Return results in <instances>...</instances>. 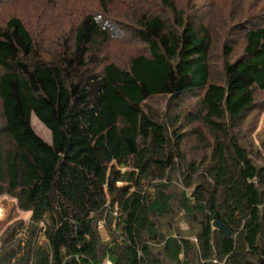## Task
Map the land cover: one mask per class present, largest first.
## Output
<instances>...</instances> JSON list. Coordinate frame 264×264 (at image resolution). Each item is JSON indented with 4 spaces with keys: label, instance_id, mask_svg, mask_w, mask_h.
Instances as JSON below:
<instances>
[{
    "label": "trees",
    "instance_id": "obj_1",
    "mask_svg": "<svg viewBox=\"0 0 264 264\" xmlns=\"http://www.w3.org/2000/svg\"><path fill=\"white\" fill-rule=\"evenodd\" d=\"M158 1L170 15L134 13L148 54L128 68L96 70L112 17L86 12L44 48L19 17L0 27V196L29 213L0 235V264H264V27L239 29L242 55L214 82L217 28Z\"/></svg>",
    "mask_w": 264,
    "mask_h": 264
},
{
    "label": "rangeland",
    "instance_id": "obj_2",
    "mask_svg": "<svg viewBox=\"0 0 264 264\" xmlns=\"http://www.w3.org/2000/svg\"><path fill=\"white\" fill-rule=\"evenodd\" d=\"M178 7H187L191 10L193 4L197 6L196 15L205 23H209L210 31L217 28V36L209 50V61L212 69L210 81L221 82L223 78V66L226 61L232 62L242 55L243 39L239 29L245 27H264V0H173ZM237 2L238 5H237ZM158 0H0V27L10 17H19L26 27L30 30L36 47H43L47 44H53L56 36H66L72 33L74 23L86 12L116 19L112 23L115 34L108 40V44L102 50L101 61L96 65V70L108 62H113L121 68H128L130 59L138 54H148L147 46L139 40L137 36L138 23L135 22L134 13L139 11L152 12L155 9L164 16L170 15L165 6H162ZM189 5V6H188ZM234 8V9H232ZM242 10V15L248 17V24L240 21L242 24L233 20V16ZM108 13V14H107ZM201 13V16H199ZM228 26L225 31L222 30V23ZM231 23V24H230ZM239 31V32H238ZM241 33V34H240ZM60 38L56 41L60 40ZM42 41V44H41ZM230 46L231 53L225 55L224 46ZM258 106L256 112L259 116L257 123V132L255 144L260 146V141L264 140V92H255ZM198 99V94L189 93L184 95L180 102L183 105H191ZM158 100H152V107L159 110L161 106H155ZM163 102H165L163 100ZM38 121V122H37ZM30 123L34 132L46 142L51 141L49 129H47L40 120L32 113ZM121 173L127 168L119 167ZM129 170V169H128ZM121 183L119 182L118 185ZM146 184V183H145ZM152 191V188L150 189ZM171 190L178 192V188L171 187ZM182 212L179 213V216ZM29 213L17 209L15 200L9 196H0V235L4 229L16 220L28 222ZM180 219V218H179ZM179 226L185 230L186 223L179 222ZM99 230L103 239H106V233L99 224ZM38 241L44 244L45 239L41 234Z\"/></svg>",
    "mask_w": 264,
    "mask_h": 264
},
{
    "label": "water",
    "instance_id": "obj_3",
    "mask_svg": "<svg viewBox=\"0 0 264 264\" xmlns=\"http://www.w3.org/2000/svg\"><path fill=\"white\" fill-rule=\"evenodd\" d=\"M213 227L226 231L228 233V235L231 234L230 231L228 230V228L223 223H221L220 221H217V220L214 221L213 222Z\"/></svg>",
    "mask_w": 264,
    "mask_h": 264
},
{
    "label": "built area",
    "instance_id": "obj_4",
    "mask_svg": "<svg viewBox=\"0 0 264 264\" xmlns=\"http://www.w3.org/2000/svg\"><path fill=\"white\" fill-rule=\"evenodd\" d=\"M104 264H111V263H109V262H106V263H104Z\"/></svg>",
    "mask_w": 264,
    "mask_h": 264
}]
</instances>
